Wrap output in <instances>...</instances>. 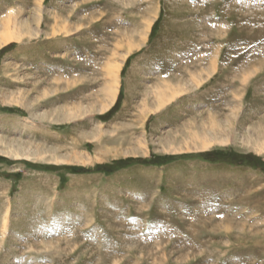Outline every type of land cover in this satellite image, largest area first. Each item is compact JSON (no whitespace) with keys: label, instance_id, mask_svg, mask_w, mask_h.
<instances>
[{"label":"rangeland","instance_id":"1","mask_svg":"<svg viewBox=\"0 0 264 264\" xmlns=\"http://www.w3.org/2000/svg\"><path fill=\"white\" fill-rule=\"evenodd\" d=\"M9 19L0 264H264V0H0Z\"/></svg>","mask_w":264,"mask_h":264},{"label":"bare ground","instance_id":"2","mask_svg":"<svg viewBox=\"0 0 264 264\" xmlns=\"http://www.w3.org/2000/svg\"><path fill=\"white\" fill-rule=\"evenodd\" d=\"M4 19V18H3ZM2 19V20H3ZM12 20H14V19H12ZM12 20L11 19H9L8 21H5V23H2L3 25H4V31L2 32V34H1V40H0V47H3V46H6V45H8V44H10L11 42H14V41H17V40H19L20 39V35L19 34H17V32H16V28L18 27V25L15 23V22H12ZM17 20V19H16ZM18 21V20H17ZM20 26H22V24L20 23ZM3 27V26H2ZM1 29H3V28H1ZM18 30V29H17ZM20 30V29H19ZM118 69L119 68H116L115 70L118 72ZM116 74V73H115ZM117 76V75H116ZM116 95V94H115ZM115 95L113 96L114 97V99H115ZM174 96V95H173ZM113 99V100H114ZM112 103V102H111ZM110 105V104H109ZM108 105V106H109ZM108 106H106V109H108L109 107ZM103 108H105V107H103ZM145 114V113H144ZM209 144H206V145H204L205 147H207ZM30 150V149H29ZM33 151V150H32ZM32 151L30 152V151H23V150H20V151H14V153H15V156L16 157H20V156H24V157H26V158H31V157H33V154H32ZM35 151H36V153H37V155L39 154V148H35ZM34 151V152H35ZM76 161H78V162H87V161H89V160H91V161H93V159L92 158H90V157H88V155H83V154H78V155H76L75 156V158H74Z\"/></svg>","mask_w":264,"mask_h":264}]
</instances>
